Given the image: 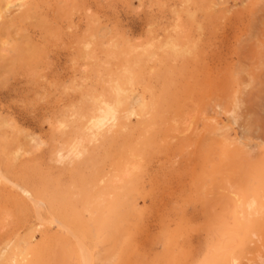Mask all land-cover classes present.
<instances>
[{
    "label": "rangeland",
    "instance_id": "rangeland-1",
    "mask_svg": "<svg viewBox=\"0 0 264 264\" xmlns=\"http://www.w3.org/2000/svg\"><path fill=\"white\" fill-rule=\"evenodd\" d=\"M257 1L32 0L20 10L12 6L10 26L0 21V41L11 43L16 36L17 42L7 47H38L39 52L33 65L17 61L11 70H0V115L11 118L39 144L30 141L7 169L0 152V164L8 178L0 179V248L15 233L23 235L32 229L33 241L50 239L45 240L49 248L45 254L50 257L44 254L37 263L59 264L53 260L58 258L55 246H63L56 242L57 234L67 237L69 243H74V236L58 223L49 222L53 209L48 204L41 203L39 217L33 201L16 182L26 177L29 185H40L48 179L49 184H66L75 192L73 177L68 174L73 163L67 164L66 158L63 163L56 153L63 142L56 125L68 108L83 103L82 87L101 89L104 68L119 66L116 59L105 56L104 45L115 40L135 46L156 43L174 36L179 27L180 41L185 36L193 43V54L183 60L170 59L172 71L166 69L170 73L159 57L148 61L143 74L149 89L143 85L136 88L145 98L165 92L153 125H140L136 120L142 117L132 115L130 125L113 130L106 145L92 143L102 178L114 174L117 162L122 167L129 160V147L137 149L134 159L138 167L134 170V190L128 195L130 212L123 220V234L113 241L104 236L96 247L86 242L97 257L94 264H195L222 239L223 231L214 230V223L222 219L229 226L233 224L230 211L237 193L246 188L251 167L264 157V0ZM26 10L29 16L22 15ZM85 40L93 41L92 57L82 53ZM5 51L8 62L14 52ZM211 125L219 127L218 134H212L216 130H210ZM219 140L228 148L225 157ZM240 168L246 170L241 173ZM81 170L90 172L84 166ZM253 222L243 244L233 247L236 260L232 264H264V207L253 216ZM68 253V264H77L74 254Z\"/></svg>",
    "mask_w": 264,
    "mask_h": 264
},
{
    "label": "bare ground",
    "instance_id": "bare-ground-1",
    "mask_svg": "<svg viewBox=\"0 0 264 264\" xmlns=\"http://www.w3.org/2000/svg\"><path fill=\"white\" fill-rule=\"evenodd\" d=\"M31 1L32 0H0V21L2 23L5 21V23L7 24L9 21H11L10 16H8L10 14L8 13H11L10 9L12 8V6L16 7L17 5V9L20 10L29 5ZM259 5L262 6L261 4ZM22 15L29 16L27 14V10L23 12ZM188 15L192 16L190 12H188ZM5 23H3L4 26ZM3 24L1 25L3 26ZM93 26L90 27L92 31L95 27ZM176 27H179L177 23ZM2 28L4 29V27ZM179 28V30H176V34L174 36H168L163 41H157L156 43H153L151 41L145 43L144 45L135 46L134 44L130 45L127 42V45H124L122 42H119L117 40L112 42L108 40L109 45H104L107 46L105 48L103 47L105 49L103 50V52L106 53L105 56L110 59H116L119 62V66L116 69H109L107 67L104 68L105 73H102L104 74V76L102 75L103 77L100 78L102 80L101 89L95 90V86L94 88L93 86H89L87 88L82 87L84 88L85 93V96L84 93L82 94L84 96L82 100L83 103L78 105L76 104L71 108H68L69 112L66 113L68 116L63 115L62 118L58 120L56 125V128H58L59 134L63 139V142L60 143V147L58 145V148H56V153L61 158L60 161H62V159L66 161V158L68 159L67 164L73 163V165L71 164L72 167L70 166L71 168H69L70 172L68 170V174L70 173V175H72L73 177L72 185H75H73V187L76 188L75 192L72 193L70 186L66 184H49L48 179L43 180L44 182L40 185H29V180L26 181V177L21 178L22 180H20L19 183H14L15 185H17L16 187H18L21 192L24 193L25 196H27L29 200L33 201L35 211L39 217L41 216V203L48 204V208L53 209V212L51 211L52 215L49 219V222L58 223V226H62L67 231L71 232L74 236V243H69V239L66 241L67 237L63 238V236H60L61 234L55 233V235H58L57 238L54 235V238L57 239H55L56 242L63 245L59 248H57L59 244L55 246L56 249H59V251L57 252L58 255L56 254L58 258L56 259V257L54 256L55 259H53L58 260L56 261L57 263L60 264L61 262L62 264H68L69 256L67 255L69 254L68 251H71L72 255L74 254L73 256H75L77 260V264H94L93 260L97 257L95 256V252L91 250L90 245H88L89 243H87L86 241L93 243L94 247H96L99 239L101 240V238H103L104 236L111 238L113 241L119 235L121 236V234H123V220L127 219L126 217L128 215V212H130L129 202L131 200L130 198H128V195L131 191L133 192L134 190V187H132L134 185L135 179L134 170L138 167V164L134 159L135 151L137 149L135 150L134 147L132 149H129V147V160L127 159L126 162H123L125 164L122 167L117 166V162L115 166L118 168L114 167V174H112V176L102 178L103 176L99 172L100 166L94 159L95 155L93 153V150L96 149V146L92 143L96 141L99 142L100 145H104V142L106 140L108 141L112 138L111 132L113 130L117 129L118 127H127L128 125H130L128 120L132 115L142 117L141 120H136V122L140 123V125H150L151 123H153V121H155V118L157 119L156 113L158 114V112H156V110L158 107L159 111L161 110L160 107L163 104L165 92L157 96H154V94L151 93L149 94L150 96L148 98H145L143 92L141 93L140 91H137L136 88L137 86L143 85V89H149L147 87L146 81H144L143 74V70L145 69V63L147 64L148 61H156V59L159 57V62L165 66V71H167L166 69L171 70V66L168 65V61L170 59L183 60L187 58L188 55L193 54L192 52L194 50V44L191 43L185 36L184 38H182L184 39L183 42L180 41V36H182V30L181 27ZM0 31H2L1 28ZM7 31V33H9V30ZM16 33L19 37L22 34L21 33L19 35V32ZM5 34L6 33L4 32L2 37H4ZM9 35L11 37V34ZM90 36H93V34H91ZM15 37V40L12 39L13 41H11V43L15 41L17 42L16 38L18 37ZM22 40L25 43H28V41H25L24 39ZM0 42V70L5 67H7V70H11L13 66H15V63L17 61H20L21 64L22 62L26 61L29 65H33L36 62V56L39 52L37 51L38 47L36 49L34 47H30L29 49L23 50L21 47H17L15 43V46H13V48H10L13 43L11 44L7 39H2ZM25 43H22V45ZM92 43V40L84 41V46L82 48V53L84 56H93L92 50L90 48V45ZM8 45L10 47H7ZM39 49L42 51L41 48ZM5 50H12L14 52L13 58H10L11 60L8 62H5L4 60V52L5 54H7ZM104 64H107V61H105ZM97 68H95V70ZM154 68L155 67H151L152 70ZM3 70L5 71V69ZM95 70H93V72H96ZM155 70L156 69H154V71ZM101 72L102 70H100V72L98 73ZM168 72L169 71H167L166 73ZM152 73L154 74V72ZM98 75L99 74H97V76ZM154 75L156 76V72ZM86 77L88 76L86 75ZM105 77L106 79H104ZM156 77L159 78V75ZM166 79L167 78H165V80ZM145 84L146 86H144ZM11 120L12 119L7 118V116L0 115V152L4 156L5 163L3 166H6V169L10 165H13L15 160L18 159L19 156H21L26 151L25 146L29 145L30 141H34V144H37L38 141L35 136H30V133H24V130L20 128V126V129L17 128L16 123ZM133 120L135 121V119ZM13 122L15 123V125L13 124ZM135 124L131 126H134ZM152 125L153 124L148 127H151ZM211 126L209 128H211ZM212 129L213 126L210 130ZM7 130L10 131L8 132V135L11 134L10 137L6 135ZM213 130H216V133L211 131L212 134L216 135L218 134L217 130H219V127L214 126ZM219 135L220 137H222L223 134ZM89 143L92 145L89 146ZM214 143L217 144V142ZM219 144L222 149L224 147L225 152L221 149L220 150L222 151L225 157V153H227L225 148L227 147H225L224 140H219ZM210 146L212 148L211 143ZM221 151L219 152L221 153ZM230 151L231 150H229L228 152L229 154ZM232 152L233 151H231V155H235V151L233 152L234 154ZM242 152L243 151H241L240 153L242 155L245 153L243 156V158H245L246 150H244V153ZM104 153L106 154L107 152ZM240 153L238 152V154ZM58 156L56 157L59 161ZM237 156L238 155L236 154V157L234 156L235 158H233L236 159ZM106 157L108 156L106 155ZM238 160L244 163L241 157ZM238 160H235V162L237 163ZM253 163L254 161H252V164ZM82 166H84V168L86 169L89 168L90 172L88 173L87 171V174H84V171L82 172L81 170ZM246 168L243 169L246 170ZM243 169L240 170L241 173ZM249 172L250 170H248V173ZM249 175H251V178L249 176L250 180L247 181L246 188L240 189V191L237 193L238 197L237 199H235V203L232 204V206L235 204L234 207H232V210L230 211V216L233 218V224L229 226L227 223H225L226 221H223L221 219L223 221L222 222L220 218L218 219V221L220 220V222H222V224L224 223L225 225H221L220 222L215 221L216 223L214 224H217V226H214L216 228H214V230H216L218 233L223 231L224 237L217 241L215 244H213L207 250L206 254L195 264H232L233 262H235L236 257L234 256L235 253L232 251L233 247L240 246L243 244L247 233L255 225L253 222V216L256 213L260 212L261 209L264 207V202L261 200L264 194V157H262L260 162H258L255 166L251 167V173H249ZM1 178L4 179V181L8 180L5 170L2 169L0 164V179ZM30 178L32 179V177ZM14 235L11 238L9 237V239H7L6 242H4L0 248V264H38V260L41 261L42 259H44H41V257H43L42 255H44L47 251L48 246L47 244H45V242L50 240L49 237L48 240H46L47 238H43V240L41 239L42 241L40 240L41 242H35L33 241V239L35 238H33L34 230L32 229L23 235H17V233H15ZM105 239L107 238L105 237ZM49 244L52 246V243ZM49 251H52V249ZM47 253L45 254L46 256ZM66 253L68 254L66 255ZM48 257H50V255L46 258L48 259ZM65 258L67 259L65 260ZM105 260H107V257L105 258ZM65 261H67V263H65ZM107 261H109V259Z\"/></svg>",
    "mask_w": 264,
    "mask_h": 264
}]
</instances>
